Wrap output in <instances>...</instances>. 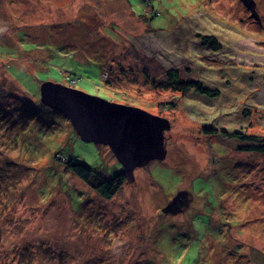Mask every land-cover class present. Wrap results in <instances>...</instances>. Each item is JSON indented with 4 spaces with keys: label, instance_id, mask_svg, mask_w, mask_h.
Masks as SVG:
<instances>
[{
    "label": "rangeland",
    "instance_id": "obj_1",
    "mask_svg": "<svg viewBox=\"0 0 264 264\" xmlns=\"http://www.w3.org/2000/svg\"><path fill=\"white\" fill-rule=\"evenodd\" d=\"M254 2L0 0V264H264V154L231 136L264 143ZM171 70L217 96L169 89ZM45 82L167 118L166 158L104 197L71 160L123 166L42 104Z\"/></svg>",
    "mask_w": 264,
    "mask_h": 264
},
{
    "label": "water",
    "instance_id": "obj_2",
    "mask_svg": "<svg viewBox=\"0 0 264 264\" xmlns=\"http://www.w3.org/2000/svg\"><path fill=\"white\" fill-rule=\"evenodd\" d=\"M243 1L257 17L254 0ZM40 88L42 104L61 112L84 142L108 146L123 166L127 179L133 180L137 168L146 167L152 161L163 162L166 158L164 134L171 130L167 118L139 107L111 103L58 83L45 82ZM184 195L183 192L178 194L165 207L164 214L176 213Z\"/></svg>",
    "mask_w": 264,
    "mask_h": 264
},
{
    "label": "trees",
    "instance_id": "obj_3",
    "mask_svg": "<svg viewBox=\"0 0 264 264\" xmlns=\"http://www.w3.org/2000/svg\"><path fill=\"white\" fill-rule=\"evenodd\" d=\"M215 51L219 49L217 45L214 46ZM168 81L165 82L164 86H167L169 89H173L175 92H179L182 94H187V91L190 89H195L197 92L208 95L210 97H216L217 94L212 92L211 90L205 89L201 84L194 83L190 84L181 80L180 73L176 70H171V72L167 75ZM25 120V119H23ZM31 120V119H30ZM29 120V121H30ZM29 125V124H28ZM27 125V126H28ZM26 126H24L25 128ZM218 133L216 130H205V134H214ZM232 137L239 139L240 141H247L249 144L247 146L240 148L242 151L248 152H257L264 154V143L255 142V136H247L245 134L233 133ZM245 142V143H247ZM69 167L75 171V174L79 176L82 180L88 182V184L94 189H98V191L106 198L113 197L119 190H121L124 183L127 181L126 176L119 173L115 175L113 178H105L101 174L96 171H92V169L84 163H81L75 159H72Z\"/></svg>",
    "mask_w": 264,
    "mask_h": 264
}]
</instances>
